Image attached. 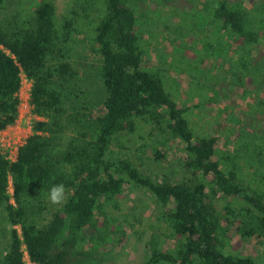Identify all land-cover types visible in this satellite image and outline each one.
<instances>
[{
	"label": "trees",
	"instance_id": "obj_1",
	"mask_svg": "<svg viewBox=\"0 0 264 264\" xmlns=\"http://www.w3.org/2000/svg\"><path fill=\"white\" fill-rule=\"evenodd\" d=\"M9 2L0 0V128L17 116L21 71L32 80L30 102L42 119L33 122V133L15 160L0 150V204L10 225L0 264H24L22 245L37 264H89L96 252L105 262L106 245L121 244L124 227L142 223L134 210L123 212L116 201L130 184L145 187L162 208L157 221L148 223L149 255L142 264H263L264 257L228 246L234 234L264 243V188L246 181L233 164L221 167L215 157L217 136H198L186 115L189 107L166 89L165 69L145 67L147 47L138 33L137 12L143 0H79L60 18L54 0H37L31 12L18 4L10 11ZM94 5L99 9L92 41L102 88L95 108L78 96V71L69 61L78 20L87 18ZM261 7L210 0V20L239 39L246 71L264 70L259 56L249 57L260 35L264 44ZM234 78L245 83L241 72ZM138 120L184 143L179 180L152 177L112 151L116 135L133 133ZM249 129H242L243 138L251 136ZM153 155L162 157L157 148ZM58 184L65 186V200L53 205L48 191ZM217 192L243 204L226 206L223 215L214 205Z\"/></svg>",
	"mask_w": 264,
	"mask_h": 264
},
{
	"label": "rangeland",
	"instance_id": "obj_2",
	"mask_svg": "<svg viewBox=\"0 0 264 264\" xmlns=\"http://www.w3.org/2000/svg\"><path fill=\"white\" fill-rule=\"evenodd\" d=\"M36 1L10 0L9 9L16 10L18 4L19 8L31 12ZM54 1L59 18L70 6L79 2ZM262 1L242 0L247 8L252 3L262 4L264 11ZM97 8L93 6L85 21L78 20V32L72 36L69 58L78 71L75 88L79 89L76 92L84 103L93 108L97 107L102 92L95 71L99 55L95 53L92 41ZM137 8L138 33L144 37L142 44L147 47L143 56L145 67L165 69L163 77L166 89L181 106L189 107L186 115L198 136H217L215 157L219 159L221 167L227 168L233 164L246 181H255L264 188V70L257 72L249 68L246 71L241 67L244 52L236 43L239 39L220 30L218 24L210 20V0H143ZM262 39L260 35L258 42L250 49L249 57L255 59L259 56L264 65ZM238 72H241L244 84L235 83L234 74ZM213 97L216 101H210ZM254 110L259 116L258 121L252 116ZM229 113L235 116L234 119H230ZM136 125L133 133L116 135L112 151L131 160L142 172L152 177L166 175L179 180L182 176L180 160L185 154L184 143L169 134L161 135L143 121L138 120ZM246 126L250 127L251 136L243 138L242 129ZM154 148L159 150L161 158H155ZM116 201L123 212L129 208L134 210L142 223L135 221L132 227L126 225L124 241L117 246L112 243L106 245L107 260L101 262L99 256L103 253L96 252L97 258L89 264H142L149 255L148 223L157 221L156 217L162 210L160 203L145 187L132 184ZM242 204L220 192L214 198L216 209L223 215L226 214V206L239 208ZM9 229L3 205L0 204V254L7 250ZM16 229L20 234V227ZM228 249L264 257V243L255 236L242 241L234 234Z\"/></svg>",
	"mask_w": 264,
	"mask_h": 264
},
{
	"label": "built area",
	"instance_id": "obj_3",
	"mask_svg": "<svg viewBox=\"0 0 264 264\" xmlns=\"http://www.w3.org/2000/svg\"><path fill=\"white\" fill-rule=\"evenodd\" d=\"M19 81V88L16 92L18 98L17 116L12 123L0 128V150L6 151V156L9 160H15L18 149L26 142L28 137L33 133V122L40 120L42 117L33 112V106L30 102V91L32 80L21 71ZM8 194H10V201L13 203V186L11 179L7 187ZM24 252V264H37L33 262L22 245Z\"/></svg>",
	"mask_w": 264,
	"mask_h": 264
},
{
	"label": "clouds",
	"instance_id": "obj_4",
	"mask_svg": "<svg viewBox=\"0 0 264 264\" xmlns=\"http://www.w3.org/2000/svg\"><path fill=\"white\" fill-rule=\"evenodd\" d=\"M48 199L53 205H59L65 200V186L63 184L53 185L48 191Z\"/></svg>",
	"mask_w": 264,
	"mask_h": 264
}]
</instances>
